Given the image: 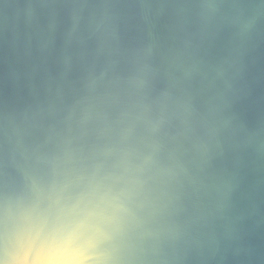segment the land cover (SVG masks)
I'll list each match as a JSON object with an SVG mask.
<instances>
[{"label": "water", "instance_id": "water-1", "mask_svg": "<svg viewBox=\"0 0 264 264\" xmlns=\"http://www.w3.org/2000/svg\"><path fill=\"white\" fill-rule=\"evenodd\" d=\"M114 203L106 264H264V0H0L7 242Z\"/></svg>", "mask_w": 264, "mask_h": 264}, {"label": "clouds", "instance_id": "clouds-1", "mask_svg": "<svg viewBox=\"0 0 264 264\" xmlns=\"http://www.w3.org/2000/svg\"><path fill=\"white\" fill-rule=\"evenodd\" d=\"M122 207L114 203L112 214L101 221L91 211L37 215L30 209L20 210L11 226L0 216V264H106L99 255L104 242L103 226H115L122 217Z\"/></svg>", "mask_w": 264, "mask_h": 264}]
</instances>
